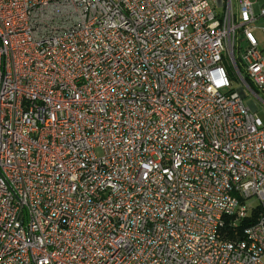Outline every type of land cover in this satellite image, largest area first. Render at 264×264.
<instances>
[{
  "label": "built area",
  "instance_id": "1",
  "mask_svg": "<svg viewBox=\"0 0 264 264\" xmlns=\"http://www.w3.org/2000/svg\"><path fill=\"white\" fill-rule=\"evenodd\" d=\"M233 3L0 0V264H264V2Z\"/></svg>",
  "mask_w": 264,
  "mask_h": 264
},
{
  "label": "rangeland",
  "instance_id": "2",
  "mask_svg": "<svg viewBox=\"0 0 264 264\" xmlns=\"http://www.w3.org/2000/svg\"><path fill=\"white\" fill-rule=\"evenodd\" d=\"M252 3H254V9L256 14L258 15L260 13V9L262 7V4L264 2V0H250ZM235 5H236V0H234L233 3V9H235ZM223 8L221 7H217V12L218 13H222L223 12ZM264 27V18H262L257 24H255V29H253V34L258 38L259 42H260V49L263 50L264 49V35L261 34L260 30H258V28ZM229 69H230V73H231V77L233 79V87L232 89L235 91H238L241 89L242 87V81L239 78L237 72L235 71L234 67L231 66V64H229V62L227 63ZM262 97H264V94H262ZM244 102L247 106H250V103L253 102L255 109L252 110V112L258 117L260 118L263 123H264V103H262L259 99H257L256 97H252L249 94L246 93V97L244 98ZM100 153V152H99ZM251 204H255L256 201L255 200H250Z\"/></svg>",
  "mask_w": 264,
  "mask_h": 264
},
{
  "label": "crops",
  "instance_id": "3",
  "mask_svg": "<svg viewBox=\"0 0 264 264\" xmlns=\"http://www.w3.org/2000/svg\"><path fill=\"white\" fill-rule=\"evenodd\" d=\"M234 1V0H233ZM236 3H237V0H236ZM237 10V6L235 5V11ZM250 108L252 109V110H254V107H253V104L252 103H250Z\"/></svg>",
  "mask_w": 264,
  "mask_h": 264
},
{
  "label": "trees",
  "instance_id": "4",
  "mask_svg": "<svg viewBox=\"0 0 264 264\" xmlns=\"http://www.w3.org/2000/svg\"><path fill=\"white\" fill-rule=\"evenodd\" d=\"M250 223V221H245V223H244V225L246 226V225H248Z\"/></svg>",
  "mask_w": 264,
  "mask_h": 264
}]
</instances>
